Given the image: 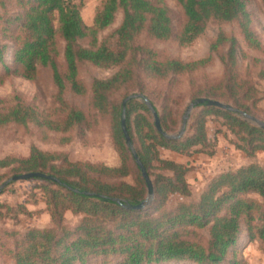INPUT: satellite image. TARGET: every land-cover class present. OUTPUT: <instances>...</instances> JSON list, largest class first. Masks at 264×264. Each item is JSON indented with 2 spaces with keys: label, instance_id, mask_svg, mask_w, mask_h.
Here are the masks:
<instances>
[{
  "label": "trees",
  "instance_id": "trees-1",
  "mask_svg": "<svg viewBox=\"0 0 264 264\" xmlns=\"http://www.w3.org/2000/svg\"><path fill=\"white\" fill-rule=\"evenodd\" d=\"M82 1L15 0L22 12L15 19L4 22L20 21L18 35L14 38L12 61L21 70L11 72L32 80L38 68H49L56 98L66 114L62 120L51 121L43 118L36 109L17 103L0 110V127L35 123L40 128L66 133L85 122L81 111L66 107L63 101L67 87L75 95L87 92L78 79L79 64L89 63L102 69L120 67L110 78L94 80L90 88L92 109L100 115L110 116L112 140L120 163L113 167L72 163L65 157L46 154L35 147L30 149L26 158L0 159V169L15 166L12 168L14 176L40 173L58 180L44 181L46 185L41 187L52 227L12 233L15 240L9 255L14 264H88L97 257H118L117 264L171 261L221 264L229 250L235 247L242 224L249 240H258L264 247V204L245 197L256 195L264 200V167L251 164L220 173L208 181L197 202H180L171 210H162L171 197H190L186 176L191 167L164 160L159 154L160 149L185 157L203 153L210 144L205 127L207 118L215 117L235 137V149L252 157L256 153H264L262 129L237 114L200 105L197 108L201 110L190 126L192 134L175 141L167 140L157 132L143 100L129 101L125 108V125L131 144L148 176L152 177V170L158 173L153 181L152 204L138 211L127 210L126 207L137 206L146 199L147 187L121 129L122 103L128 96L119 105L110 101L112 93L130 83L140 72L148 79L163 80L169 76L193 73L210 61L207 57L190 63L178 60L159 62L147 49H137L141 53V58L137 59L130 44L142 31L156 40L174 38L180 46H187L203 33L209 21L237 22L247 47L259 49L260 43L250 28L251 17L245 1L174 0L184 16V24L176 35L163 0H104L96 9L90 27L80 16ZM119 11L122 21L112 34L113 46L104 42L96 47V35L114 22ZM57 38L64 42L65 69L62 73L53 58ZM85 39H90L88 47L78 46V42ZM223 45H228L226 77L219 85L201 91L193 101L200 98L226 100L238 111L255 117L243 101L253 98L247 93L238 94L242 85L232 71L236 60V40L219 33L210 51H216ZM5 52L6 47L0 45V63L4 61ZM4 71L6 75L10 74L9 68ZM260 77L264 80V70ZM137 95L146 98L154 107L162 131L171 132L173 125L158 112L153 102L142 91ZM213 153L207 154L212 156ZM129 176L134 178L132 184L121 181ZM66 212L82 216L73 229L63 223ZM204 229L209 234L206 246L194 238L196 230Z\"/></svg>",
  "mask_w": 264,
  "mask_h": 264
},
{
  "label": "rangeland",
  "instance_id": "rangeland-1",
  "mask_svg": "<svg viewBox=\"0 0 264 264\" xmlns=\"http://www.w3.org/2000/svg\"><path fill=\"white\" fill-rule=\"evenodd\" d=\"M103 1H82L80 16L86 26H92L95 11ZM244 1L251 17L250 28L260 43L259 49L254 50L247 47L237 22L217 23L209 21L203 33L187 46H180L174 38L159 41L151 37L146 31H142L133 38L130 44L132 50L137 54V59L141 58V53L137 49H147L154 54L155 60L159 62L178 60L183 63H190L207 57H210V61L193 73L169 76L163 80L148 79L140 72L130 83L112 93L110 101L119 105L125 97L137 95L139 91H142L144 96L153 102L158 112L167 118L168 123L171 122L170 125H173L172 131L168 134H177L187 105L199 96L201 91L219 85L226 77L228 45H223L216 51H210L217 35L222 33L226 38H233L237 42L236 60L232 71L236 74L238 83L240 82L242 85L239 91L237 90L238 94L247 93L248 97L253 98V100H243L244 104L249 107L255 118L264 123V80L260 77L261 71L264 70V0ZM163 2L169 10L173 33L176 35L184 24V16L174 0H163ZM21 12L22 10L17 6L15 0H0V45L6 47L4 61L0 63V110L3 107L21 103L36 109L43 118L51 121L62 120L66 110L56 98V89L52 84V73L49 68H38L36 76L32 80H25L11 72L13 70L20 72L21 70L12 61V52L15 48L14 38L18 35L20 21L14 20L13 23L9 24H5L4 21L15 19ZM121 21L122 13L119 11L114 22L96 35L95 46L98 47L104 42L113 46L112 34L119 27ZM54 24L56 25V20ZM89 43L90 39H85L78 42V46L86 48ZM54 49L53 58L58 70L62 73L65 69L64 42L57 38ZM5 68L10 69L9 75L5 74ZM119 70L120 67L102 69L89 63L79 64L78 79L83 83L87 92L84 95H75L67 87L63 101L66 107L81 111L85 116V122L73 127L66 133H56L40 128L35 123H29L25 126L9 124L0 127V159L26 158L30 149L35 147L43 153L65 157L68 162L72 163L118 166L120 161L112 140L110 116L108 114L100 115L92 109L90 88L94 80L108 79ZM220 102L231 106V102L226 100ZM200 110L201 108L196 107L191 113L184 136L192 134L193 131L190 126ZM205 127L210 144L203 153L185 157L168 150H159L162 159L191 167L186 176L191 193L190 197H171L164 204L162 210H171L180 202H197L208 181L220 173L251 164L264 167V153L259 152L248 157L235 149L233 144L236 143V139L222 126L220 119L208 117ZM212 151H214L213 155L209 156L207 153ZM13 167L15 166L0 169V186L15 177L12 171ZM151 173L150 179L153 183L158 172L152 170ZM121 181L132 184L134 178L129 176L121 179ZM45 185L44 180L31 179L10 182L0 190V264H14L9 255L15 240L12 233L22 234L31 228L47 229L52 227L50 215L46 210L45 196L41 189ZM245 197L264 204V200L256 195ZM81 219L82 216L80 215L66 212L63 223L67 228L73 229ZM194 238L206 246L209 240L208 230H196ZM119 260L118 257L107 259L97 257L92 258L88 264H117ZM232 262L237 264H264V247L258 240H249L244 224H242L235 247L229 250L221 264H232ZM159 264L195 263L171 261Z\"/></svg>",
  "mask_w": 264,
  "mask_h": 264
},
{
  "label": "water",
  "instance_id": "water-1",
  "mask_svg": "<svg viewBox=\"0 0 264 264\" xmlns=\"http://www.w3.org/2000/svg\"><path fill=\"white\" fill-rule=\"evenodd\" d=\"M141 99L143 100V102L145 103V105L147 106V108L149 109L152 117H153V121H154V125L155 128L157 130V132L159 134H161L165 139L167 140H179L184 136L185 133V129H186V125L187 122L190 118L191 113L193 112V110L200 105H206L208 107H213L216 109H220V110H224L233 114H237L239 116H241L245 121H247L248 123L255 125L256 127L262 129L264 131V123L260 120H258L255 117H252L250 115H247L241 111H238L237 109L231 107L228 104L222 103L220 101H215V100H208V99H196L195 101L190 102L185 111L184 114L182 116V122H181V127L180 130L177 134L172 135V134H168L162 131L161 126H160V121H159V117L157 115V112L155 111L154 107L149 103V101L144 98L143 96L140 95H130L128 96L122 103V115H121V129L125 138V142L126 145L129 147L131 155L136 163V165L138 166L141 175L146 183V187H147V197L146 199L141 202L140 204H138L137 206H128L126 207L127 210H142L145 209L146 207H148L149 205L152 204L153 200H154V188H153V183L150 179V177L148 176L145 168L143 167V165L141 164L137 153L135 151V149L133 148V146L131 145V140L130 137L128 135L127 129H126V125H125V108H126V104L131 101V100H138ZM31 179H40V180H44V181H52V182H58L57 179L51 177V176H47V175H43L40 173H28V174H23V175H18L15 177H12L10 180L6 181L5 183H3L0 186V190L3 189L5 186L8 185V183L10 182H18V181H28ZM86 195H89L86 193ZM119 202V201H117Z\"/></svg>",
  "mask_w": 264,
  "mask_h": 264
}]
</instances>
